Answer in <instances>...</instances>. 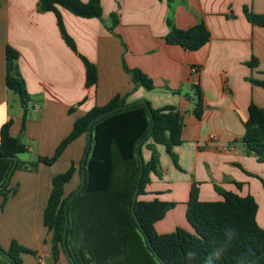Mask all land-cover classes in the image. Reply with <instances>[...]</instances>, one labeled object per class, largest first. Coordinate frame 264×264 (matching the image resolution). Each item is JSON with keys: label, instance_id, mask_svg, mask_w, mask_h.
I'll return each instance as SVG.
<instances>
[{"label": "crops", "instance_id": "obj_1", "mask_svg": "<svg viewBox=\"0 0 264 264\" xmlns=\"http://www.w3.org/2000/svg\"><path fill=\"white\" fill-rule=\"evenodd\" d=\"M101 6L99 19L59 9L75 51L64 40L56 14L42 11L39 0H0V129L12 120L11 135L28 147L18 159L36 162L40 156H53L78 118L116 97L124 98L127 105L148 102L153 109L174 107L183 119V142L174 148L177 165L166 148L157 145L159 175L151 173L146 193L139 197L175 203L156 223V231L194 232L186 216L193 184L202 201L222 200L216 187L242 197L252 195L258 204L257 223L264 228V163L249 154L243 142L251 104L264 111V88L250 81L251 77L264 81V27L252 25L244 9L264 15V0H173L171 4L101 0ZM113 15L118 19L115 27ZM200 23L211 34L201 49L189 51L167 43L173 27L186 30ZM7 46L18 52V75L30 97L25 129L24 108L6 86ZM82 58L97 67L98 81L90 88ZM254 59L257 65L252 68ZM127 69L146 74L153 89L136 83ZM195 86L204 103L200 119L194 113ZM88 140L89 134L80 136L52 165L40 163L36 170L12 173L9 189H16L15 195L4 207V195L0 196V245L8 249L15 237L3 235L10 234L12 227L19 229L20 244L37 252L22 254L23 264H73L66 252L54 260L53 234L44 224V212L53 177L72 164L82 168ZM142 158L151 159L146 147ZM80 181L77 171L64 188V198ZM10 218L24 222L12 226Z\"/></svg>", "mask_w": 264, "mask_h": 264}, {"label": "trees", "instance_id": "obj_2", "mask_svg": "<svg viewBox=\"0 0 264 264\" xmlns=\"http://www.w3.org/2000/svg\"><path fill=\"white\" fill-rule=\"evenodd\" d=\"M169 4L173 0H166ZM40 9L56 14L60 30L66 43L75 51L72 39L67 35L60 8L86 19L101 18V0H39ZM252 25L264 27V15L244 9ZM113 25L118 24L116 15ZM211 34L205 23L183 30L173 27L166 37L169 44L182 46L189 51L204 47ZM86 86L97 84V67L85 58ZM18 52L6 48V86L14 92L24 108L23 129H25L30 97L25 82L18 75ZM257 65L256 59L250 64ZM136 83L146 89H153V81L138 69H127ZM250 81L264 88V81L250 78ZM196 87V86H195ZM198 102L194 109L197 118L202 117L204 103L202 93L196 87ZM92 125V142L85 161V184L77 196L73 194L82 185L81 166L70 168L52 179V191L44 212V224L53 234L52 253L55 261L60 252L70 253L74 264H251L264 253V228L257 223L258 204L252 195L242 197L231 191L216 187L222 196L219 201H202L197 184H193L187 208V220L194 232L178 228L169 234H159L156 223L162 220L175 203L158 199L140 200L146 193L151 173L159 175V154L157 145L164 146L177 165L174 148L181 145L183 119L174 107L153 109L148 102L127 105L126 100L116 97L103 107H93L78 118L73 131L66 137L51 157H38L36 162L17 160L15 170H36L40 163L52 165L58 161L66 148L84 134H89ZM12 120L0 129V196L4 203L15 195L16 189L5 185L15 164L14 158L26 153L28 147L10 133ZM243 142L249 154L264 163V111L251 104L249 118L245 124ZM151 151V159L145 162L142 149ZM142 158V162L140 160ZM143 165V166H142ZM134 212L133 200L138 188ZM79 172V186L66 198L64 188ZM264 187V180H262ZM238 187L241 184H236ZM66 206L68 207L66 213ZM69 219L68 233L65 228ZM84 237L75 243L72 235ZM72 238V240H71ZM72 241V242H71ZM150 242V243H149ZM22 254L37 255L13 240L8 249L0 247V255L8 264H23ZM0 260V264H3ZM252 264H264V256Z\"/></svg>", "mask_w": 264, "mask_h": 264}, {"label": "water", "instance_id": "obj_3", "mask_svg": "<svg viewBox=\"0 0 264 264\" xmlns=\"http://www.w3.org/2000/svg\"><path fill=\"white\" fill-rule=\"evenodd\" d=\"M91 142H92V125L90 126V130H89V140H88V147L86 149V152L84 154V158H83V161H82V168H81V171H82V185L81 187L73 194V196L70 198V201H72L76 196L77 194L81 191V189L83 188L84 184H85V178H86V172H85V161H86V158L88 156V153L90 151V146H91ZM15 160V164L13 166V168L11 169V171L9 172L8 174V177H7V180H6V183L5 185H7L10 181V178H11V175L12 173L14 172L15 170V166H16V162L18 160L17 157L14 158ZM141 162H142V158H140ZM143 166V165H142ZM142 174H143V168H142V172L140 174V178H139V183H138V188H137V191L135 193V196H134V200H133V206H132V210L134 212V208H135V203H136V200H137V193H138V189H139V186H140V182H141V177H142ZM4 188V186H1L0 187V191ZM67 209L68 207L66 206V213H67ZM68 224H69V219H68V214H67V221H66V228H65V238H64V244H65V241H66V236H67V233H68ZM150 243V242H149ZM65 249H66V254L68 256V258L71 260V262L74 264V261L72 260L71 256H70V253L69 251L67 250L66 246H65ZM264 256V253L261 254L255 261H258L259 259H261L262 257ZM254 261V262H255ZM252 262V263H254ZM251 263V264H252Z\"/></svg>", "mask_w": 264, "mask_h": 264}, {"label": "rangeland", "instance_id": "obj_4", "mask_svg": "<svg viewBox=\"0 0 264 264\" xmlns=\"http://www.w3.org/2000/svg\"><path fill=\"white\" fill-rule=\"evenodd\" d=\"M9 221H10V223H11L12 226H19L21 223L24 222V220L21 219V218H10ZM24 225H25V223H24ZM18 230L19 229L15 228V227H12L11 228V231H10V234H5L3 236L4 237L5 236H7V237L14 236L15 237L14 238L15 241H17L20 244L21 242L19 241V238L22 237V236L19 234ZM72 238H73V240H74L75 243L82 242L83 239H84V237L82 235H78V234H73L72 235ZM72 238H71V240H72ZM0 247H2V246L0 245ZM0 260H3L4 261L3 264H8L7 262H5V259L1 255H0Z\"/></svg>", "mask_w": 264, "mask_h": 264}, {"label": "built area", "instance_id": "obj_5", "mask_svg": "<svg viewBox=\"0 0 264 264\" xmlns=\"http://www.w3.org/2000/svg\"><path fill=\"white\" fill-rule=\"evenodd\" d=\"M192 71H193L194 73H197L198 70H197L196 68H194Z\"/></svg>", "mask_w": 264, "mask_h": 264}]
</instances>
